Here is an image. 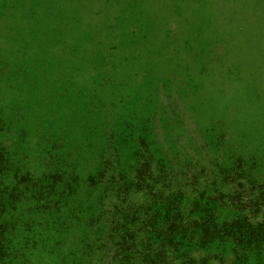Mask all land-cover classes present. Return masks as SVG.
Here are the masks:
<instances>
[{
	"label": "trees",
	"instance_id": "16d2710c",
	"mask_svg": "<svg viewBox=\"0 0 264 264\" xmlns=\"http://www.w3.org/2000/svg\"><path fill=\"white\" fill-rule=\"evenodd\" d=\"M47 5L0 0V264H264L263 150L224 145L239 120L191 141L216 95L192 107L204 88L173 73L148 82L160 101L107 99L118 64L46 42Z\"/></svg>",
	"mask_w": 264,
	"mask_h": 264
},
{
	"label": "rangeland",
	"instance_id": "374dc122",
	"mask_svg": "<svg viewBox=\"0 0 264 264\" xmlns=\"http://www.w3.org/2000/svg\"><path fill=\"white\" fill-rule=\"evenodd\" d=\"M46 4L42 15L51 22L46 42L74 33L78 61L97 51L95 64H118L116 85L122 81L129 85H120L116 91L130 93L114 98L110 87L104 92L107 99L118 102L121 97L148 92L152 102L155 97L160 101L164 97L162 88L155 95L153 84H148L151 79L156 85L172 73L179 79L185 77L190 80L183 86L186 90L194 86L206 89L193 100L192 107H200L199 100L205 96L216 95L218 103L206 106L204 117L195 124L184 117L183 125L192 135L189 139L199 142L195 125L202 130H219L216 121H224L230 128L238 119L239 125L231 131L234 138L224 141V145L236 141V146L248 155L260 147L263 153L258 156L264 159L260 132L257 138L251 133L259 128L264 135V120L256 118L258 113L264 115V0H46ZM66 42L71 45L72 39ZM176 70L183 72L181 76ZM211 84L215 93L210 92L211 88L207 90ZM219 84L223 90L220 88L217 94ZM141 103L136 110L143 112ZM176 109L180 110L179 105ZM122 113L118 106L114 118ZM245 123L251 129L249 138L243 132ZM209 134L213 136L214 131ZM238 135L244 141H237Z\"/></svg>",
	"mask_w": 264,
	"mask_h": 264
}]
</instances>
